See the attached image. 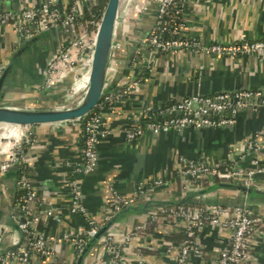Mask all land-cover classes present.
Masks as SVG:
<instances>
[{
    "label": "crops",
    "instance_id": "obj_1",
    "mask_svg": "<svg viewBox=\"0 0 264 264\" xmlns=\"http://www.w3.org/2000/svg\"><path fill=\"white\" fill-rule=\"evenodd\" d=\"M68 1L61 0L58 4L61 12L67 10ZM130 1L123 0L125 6ZM42 2L43 0L4 1L0 3V12H21L26 8L40 6ZM151 12L142 17L141 29L134 33L136 37L147 34L151 28L156 16L154 11ZM183 12V35L203 44L264 40V0H189ZM123 15L122 5L119 18L124 17ZM38 34L37 40L27 52L15 61L16 52L23 47L18 45L15 23L12 20L4 24L0 22V65L7 68L12 63L15 64L3 91L5 101L10 106L33 109L41 108L46 103L45 100L42 101L45 97L42 86L47 67L51 58L59 52L61 44L67 41V35L56 30ZM134 46L135 41H132L122 59L124 62L116 79L118 83L112 90L117 91L116 88L124 79L128 80V77L137 73V78L141 80L140 86L118 102L115 112L105 114L104 128L114 134L99 146L98 168L81 180L84 198L82 203L89 216L99 221L110 210L114 192L123 198H131L138 195L140 185L145 186L139 197L142 198L139 205L155 199H179L181 196H175L173 192L180 180L182 182L177 171L180 158L203 157L209 164L221 167L227 161L238 158L245 151L247 142L257 135L264 147V107L245 110L232 128L186 130L159 136L147 134L137 142H127L123 131L128 126L141 123L145 112L168 102L179 101L185 96H211L228 90L264 92V63L258 57L219 58L200 53L168 54L157 57L150 69L144 70L138 66L135 70L131 67L135 60L132 50ZM74 80L71 77L57 85L52 94L53 99L59 104L64 102L63 97L67 98L69 90L74 89ZM77 87L84 91V85ZM15 130L20 132L22 129ZM33 132L34 144L26 151L25 161L31 167L28 175L38 192L39 203L46 208H54L60 221L52 218L39 226L44 235L57 237L54 256H35L30 264H75L77 254L74 245L60 238L69 232L81 234L86 228L84 218L69 211L71 192L66 183L74 164L83 160V127L76 122L57 127H37L33 128ZM262 156L260 159L264 162V152ZM251 161L247 158L243 165L247 166ZM14 178V172L2 178L9 190L3 196V205L8 206L10 203L16 183ZM159 179L169 182L168 186L151 189L150 184ZM225 196L217 191L206 198L215 201L221 198L224 200ZM233 197L234 202L241 203V194H234ZM251 206L253 209H262L257 215H264V202L252 198ZM146 218V213L126 215L119 221L117 228L129 231L128 228L143 223ZM178 233L184 234L182 223H149L147 230L141 234L140 246L125 245L121 259L115 264H140L139 260H144L145 264H175L178 251L168 252L167 244L175 245L169 239L172 235L177 237ZM229 240L228 234L221 235L215 229L207 227L197 237L202 257L191 254L188 264H216L218 251L228 246ZM250 250L251 260L248 264H264V237L256 235L250 244ZM111 258L112 255L103 242H99L90 251L85 264H102Z\"/></svg>",
    "mask_w": 264,
    "mask_h": 264
},
{
    "label": "built area",
    "instance_id": "obj_2",
    "mask_svg": "<svg viewBox=\"0 0 264 264\" xmlns=\"http://www.w3.org/2000/svg\"><path fill=\"white\" fill-rule=\"evenodd\" d=\"M17 1V0H0ZM61 0H43L42 4L33 8L23 9L21 12L0 13V22L12 20L15 23L18 45L21 46L32 40L39 32L63 31L67 35V46L62 47L54 55L47 69L45 87L53 88L64 80L73 77L77 85H84L88 75L91 57L94 51L95 40L100 23L95 21L88 24H78L83 18L84 11L96 0H74L68 4L67 10L61 12L58 4ZM189 0H131L124 6V17L117 24L114 45L109 61L108 81L112 83L119 73L118 59L132 41V32L137 28V22L150 11V6L156 7L155 26L140 46L134 50L133 68L146 67L150 69L157 57L168 54L200 53L205 56L245 57L255 56L264 63V40L233 41L203 44L201 41L183 35V10ZM97 28L90 30L89 26ZM138 30V29H137ZM72 56V57H71ZM135 64V65H134ZM76 66H79L77 68ZM0 65V76L5 70ZM128 77V76H127ZM141 80L137 74L128 77V84L120 93L110 91L104 98V104H109L108 111L115 112L118 102L137 90ZM84 92V91H83ZM102 104V103H101ZM106 106H99L100 111L85 117L80 121L84 132L83 160L74 164L72 176L86 177L98 168L99 146L114 133L103 127L104 110ZM264 107V92L251 90H228L217 94L185 96L179 101L168 102L159 107V112L149 110L145 112L141 123L128 126L123 135L127 142L134 143L147 134L159 136L169 132L181 133L186 130L202 131L207 129L232 128L237 123L238 116L247 109H261ZM74 122V123H76ZM0 129V198L9 191L2 178L13 170L14 165H20L26 160V151L33 146L35 134L33 128ZM16 135V136H13ZM24 144V146H22ZM264 147L260 143V136H255L246 144L245 151L238 158L227 161L224 166H215L203 157L180 158L177 171L182 178V192L189 193L205 189L217 183L238 184L247 188L262 190L263 184L258 180L264 175V162L260 159ZM263 157V156H262ZM247 158L252 161L245 166ZM217 182V183H216ZM70 188V213L82 216L86 228L81 234L71 232L60 238L74 245L77 257L86 244L122 209L133 205L143 193L145 186H139L138 195L123 198L116 192L112 195L110 210H107L103 220L99 221L89 216L82 203L83 191L81 180L66 179ZM164 179L155 180L149 187L157 190L168 186ZM17 189L24 191L18 200L13 213L0 218V251L6 248L17 247L7 251L0 257V264H30L37 257L51 258L54 256V244L57 237L44 235L39 226L48 219L59 220L54 208H46L39 203L38 192L27 173H23L16 181ZM264 191V190H263ZM9 198V197H8ZM11 200V198H10ZM3 206V205H2ZM9 206V205H8ZM7 206V207H8ZM7 207H5L7 209ZM4 207L0 211L4 213ZM159 212V215L156 214ZM147 220L139 223L129 231L112 230L103 242L108 253L112 255L102 264H115L122 257L125 245L137 244L140 246L141 234L148 228L149 223L171 221L182 223L186 241L179 247L167 244L168 252L178 251L175 264H188L191 254L199 258L202 251L197 242L199 233L207 227L213 228L218 234H228V246L218 251L216 264H248L251 260L250 244L256 235L264 237V220L254 212L253 207L246 202L240 206L205 205L201 207L175 206L161 208L146 214ZM24 218L25 222L20 219ZM9 219L11 222H9ZM23 238V243L21 240ZM145 264L144 260H139Z\"/></svg>",
    "mask_w": 264,
    "mask_h": 264
},
{
    "label": "water",
    "instance_id": "obj_3",
    "mask_svg": "<svg viewBox=\"0 0 264 264\" xmlns=\"http://www.w3.org/2000/svg\"><path fill=\"white\" fill-rule=\"evenodd\" d=\"M122 0H108L102 19L97 31V36L94 45V51L91 57V63L88 71V75L85 81V88L83 98L78 104L72 108L66 109H44V108H19L10 106L6 103V95L3 93L5 85L9 79L11 72L14 69V63L9 65L0 76V129H26V128H37V127H57L72 124L76 121H80L85 117L91 115L95 110L99 108L103 102L105 96L113 89V87L118 83L115 78L113 83L108 81V71H109V61L110 55L112 53V48L114 45L115 32L117 24L119 21V12L121 8ZM147 34L140 36L141 38L135 42V46L132 49L133 53L136 50L143 39H145ZM45 33V32H42ZM39 34H37L32 40L23 44V47L16 52L14 60L17 61L19 57L23 56L27 50L32 46V44L37 40ZM129 47V46H128ZM128 47L125 50H128ZM50 63V62H49ZM49 66V64H48ZM127 66V65H126ZM128 67V66H127ZM48 69V67H47ZM144 70L147 68L144 67ZM47 79V74L45 82ZM125 87V86H124ZM123 87V88H124ZM54 88L45 87V83L42 86V92L45 94V97L49 95V92L53 94ZM123 88H121L123 90ZM120 89V90H121ZM121 90V91H122ZM121 91H114L115 93H120ZM43 99V98H42ZM44 101V100H43ZM24 146V144L22 145ZM18 165H14L13 170L9 171L14 172L15 168ZM8 173V174H9ZM7 174V175H8ZM6 175V176H7ZM16 181L17 179L14 178ZM219 189H232L238 191L241 194V203L240 204H230L226 202H219V200H209L206 197H209L214 192H217ZM253 194H258L264 196V191L247 188L238 184H229V183H217L213 184L201 191H193L189 193L183 192L182 196L177 200L169 199H155L145 202L144 205H139L138 202L142 199H138L133 205L122 209L120 212L115 214L113 218L102 228L98 234L92 238L81 251L77 257L75 264H85L86 259L92 250L99 242L103 240L112 230L117 228L119 221L126 215L136 214V213H150L154 210H159L161 208L175 207V206H186L192 203L197 205H222V206H240L245 202L251 205ZM16 195H17V186L13 188L11 194V200L9 203V211L15 216H19V211L15 210L16 206ZM84 199V198H83ZM21 222H25L24 218L20 219ZM9 222L11 220L9 219ZM23 238L21 243H23ZM17 247L6 248L0 251V257L3 256L7 251L16 249Z\"/></svg>",
    "mask_w": 264,
    "mask_h": 264
},
{
    "label": "trees",
    "instance_id": "obj_4",
    "mask_svg": "<svg viewBox=\"0 0 264 264\" xmlns=\"http://www.w3.org/2000/svg\"><path fill=\"white\" fill-rule=\"evenodd\" d=\"M74 0H69L67 3L68 4H71L72 2H73ZM107 3H108V0H96V1H94L85 11H84V14H83V18L82 19H79V21L77 22L78 24H84V25H86V24H88L89 22H92V21H95L96 23H100L101 22V19H102V15H103V13H104V10H105V8H106V5H107ZM67 4V5H68ZM68 7V6H67ZM151 11H154V13H156V7L154 6V5H151L150 6V11L148 12V13H146L145 14V17H146V15H148V14H150V13H152ZM1 13V12H0ZM143 18H144V16H142ZM141 17V18H142ZM142 18V19H143ZM156 19V16L154 17V21H153V24H152V26H151V28L149 29V30H151L152 29V27L153 26H155V20ZM141 26L142 25H140V22L138 21L137 22V28H136V30L138 29V31H139V29H141ZM89 28H90V30H92V31H96L97 30V28L96 27H94V26H89ZM136 30H134L131 34H132V36H134V40L137 38L136 36H135V31ZM67 46V42H64V43H62L61 44V46H60V48H59V51H60V49L62 48V47H66ZM126 51L127 50H124L122 53H120V56H119V59H118V66H119V68H121L122 67V65H123V58H125V56H126ZM132 67V66H131ZM138 74V73H137ZM145 74H149V73H145ZM138 77V76H137ZM126 78V77H125ZM128 84V80H126V79H124L122 82H121V85L119 86L120 87V89L121 88H123L125 85H127ZM118 87V88H119ZM118 88H116V90L118 91V90H120V89H118ZM111 91H113V90H111ZM103 105H105L106 107L104 108V110L105 111H107L108 113H109V111H108V106H109V104H104V102H102V104H101V107H103ZM165 105H162V106H160V107H164ZM42 107V106H41ZM159 110H160V108L159 107H157L156 109H154V112H159ZM100 111V108H98L97 110H95L94 112L95 113H97V112H99ZM107 112H104V115L107 113ZM103 127H104V123H103ZM30 171H31V167H30V165L25 161L24 163H22V164H20V165H18L16 168H15V174H16V176H15V178L16 179H18L20 176H22L23 175V173H27V174H30ZM29 176V175H28ZM68 178V180H70V181H73V180H78V181H80V180H82V177H75V176H72V173L67 177ZM180 179V178H179ZM258 180L260 181V182H262V183H264V175L263 176H260L259 178H258ZM183 181V180H182ZM217 183V182H216ZM180 184H181V186H182V182H181V180H180V183L176 186V188H175V191L173 192V194L175 195V196H182V194H183V192H182V187H180ZM204 185H205V187L207 188L208 187V183H204ZM219 192H222L223 194H224V196H225V199L223 200V198H221L220 200H219V202H226V203H230V204H240V203H237V201L236 202H234V194H239L238 193V191H236V190H232V189H219L218 190ZM24 194V191H22V190H19V189H17V195H16V199H17V201H16V205H18V200L20 199V197L22 196ZM233 197V198H232ZM253 198H255L257 201H260V202H264V196H261V195H258V194H253ZM5 203V198H0V204H1V207H7L6 206V204L5 205H3L4 203ZM3 205V206H2ZM186 206H192V207H201L202 205H197V204H195V203H192V204H190V205H186ZM256 209V210H255ZM254 209V212L256 213V214H258L257 212L258 211H262V209H260V208H255ZM157 211V210H156ZM11 212L9 211V206L7 207V209L5 208V210H4V213H2V211H0V218L1 219H3L4 218V216L5 215H9ZM156 214L157 215H159V212H156ZM262 217H263V219H264V215H262ZM182 233V232H181ZM181 233H178V235H177V237H175L174 235H172L171 236V238L169 239L171 242H172V244H175V246H177V247H179V246H181L185 241H186V236L184 235V234H181ZM177 240V242H174V240L175 239ZM47 264H52V263H47Z\"/></svg>",
    "mask_w": 264,
    "mask_h": 264
},
{
    "label": "rangeland",
    "instance_id": "obj_5",
    "mask_svg": "<svg viewBox=\"0 0 264 264\" xmlns=\"http://www.w3.org/2000/svg\"><path fill=\"white\" fill-rule=\"evenodd\" d=\"M142 21H143V19L140 18V20H139L140 25H142ZM76 67L79 68V66H76ZM75 92L76 93L73 94V95H69L68 94L67 98H65V96L63 97L64 98L63 99L64 100V104H59V102L57 100L53 99L52 94L49 92V95L47 97H43L42 101L45 100L46 103L44 105H42L41 108H44V109H66V108H72V107H74L76 104H78L80 102V100L83 98V94H84V92L81 91V89H77Z\"/></svg>",
    "mask_w": 264,
    "mask_h": 264
},
{
    "label": "bare ground",
    "instance_id": "obj_6",
    "mask_svg": "<svg viewBox=\"0 0 264 264\" xmlns=\"http://www.w3.org/2000/svg\"><path fill=\"white\" fill-rule=\"evenodd\" d=\"M63 82H61V83H59L58 85H61ZM73 87H74V89H71V90H69V95H73L72 93L74 92V93H76L75 91L77 90V89H79L77 86V82H73ZM77 88H76V87ZM72 88V87H71ZM72 90H73V92H72ZM68 101V100H67ZM61 104H64V102H61ZM11 131H13V132H15L16 130H11ZM13 136H16V135H13Z\"/></svg>",
    "mask_w": 264,
    "mask_h": 264
}]
</instances>
